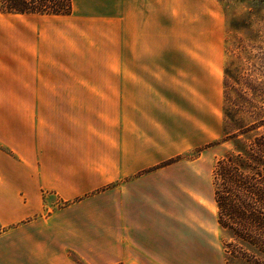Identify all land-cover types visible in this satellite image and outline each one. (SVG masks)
<instances>
[{"label":"rangeland","instance_id":"1","mask_svg":"<svg viewBox=\"0 0 264 264\" xmlns=\"http://www.w3.org/2000/svg\"><path fill=\"white\" fill-rule=\"evenodd\" d=\"M0 14V264H264L215 174L264 149V0Z\"/></svg>","mask_w":264,"mask_h":264},{"label":"trees","instance_id":"2","mask_svg":"<svg viewBox=\"0 0 264 264\" xmlns=\"http://www.w3.org/2000/svg\"><path fill=\"white\" fill-rule=\"evenodd\" d=\"M72 4L73 0H0V12L69 16L72 13ZM259 147L256 149L259 156L255 149L253 154L238 151L235 158L227 155L215 168L217 178L223 184L231 186L227 189L228 198L222 191L216 193L219 224L222 228L230 229L234 238L250 244L254 243L252 235L255 232L264 235V188H260L264 187V174L262 171L258 172L264 165L259 158L264 157V149ZM234 160L235 165L230 166V162ZM245 169L249 172L247 176L243 175Z\"/></svg>","mask_w":264,"mask_h":264},{"label":"crops","instance_id":"3","mask_svg":"<svg viewBox=\"0 0 264 264\" xmlns=\"http://www.w3.org/2000/svg\"><path fill=\"white\" fill-rule=\"evenodd\" d=\"M0 16H3L2 14H0ZM9 29V28H8ZM13 34H15V33H13ZM10 35H12V34H10ZM16 35V34H15ZM131 55H132V52H131ZM133 57V56H132ZM133 59V58H132ZM128 62H129V58H128Z\"/></svg>","mask_w":264,"mask_h":264}]
</instances>
